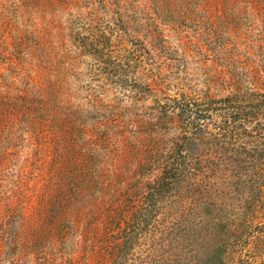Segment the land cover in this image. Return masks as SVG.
Returning <instances> with one entry per match:
<instances>
[{
    "label": "rangeland",
    "instance_id": "374dc122",
    "mask_svg": "<svg viewBox=\"0 0 264 264\" xmlns=\"http://www.w3.org/2000/svg\"><path fill=\"white\" fill-rule=\"evenodd\" d=\"M0 264H264V0H0Z\"/></svg>",
    "mask_w": 264,
    "mask_h": 264
},
{
    "label": "trees",
    "instance_id": "16d2710c",
    "mask_svg": "<svg viewBox=\"0 0 264 264\" xmlns=\"http://www.w3.org/2000/svg\"><path fill=\"white\" fill-rule=\"evenodd\" d=\"M219 101V102H218ZM214 101L212 99H194V100H176L172 105H169L171 111L178 114V118L183 123L184 131L191 129L193 137L205 135V129L209 124H215L217 131H229L238 122H243L241 117H238L234 111H228L227 100ZM216 103H220V113L216 116L214 111ZM226 103V104H225ZM224 105V106H223ZM218 107V106H217ZM229 107V106H228ZM230 108V107H229ZM215 120V121H214Z\"/></svg>",
    "mask_w": 264,
    "mask_h": 264
}]
</instances>
